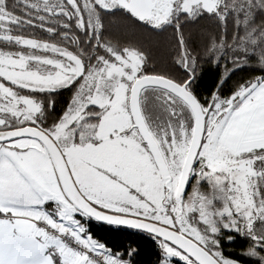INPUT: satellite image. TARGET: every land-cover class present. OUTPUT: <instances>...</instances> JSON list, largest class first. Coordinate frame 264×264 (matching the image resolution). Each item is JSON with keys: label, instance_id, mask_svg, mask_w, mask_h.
I'll return each mask as SVG.
<instances>
[{"label": "snow or ice", "instance_id": "1", "mask_svg": "<svg viewBox=\"0 0 264 264\" xmlns=\"http://www.w3.org/2000/svg\"><path fill=\"white\" fill-rule=\"evenodd\" d=\"M0 264H264V0H0Z\"/></svg>", "mask_w": 264, "mask_h": 264}]
</instances>
